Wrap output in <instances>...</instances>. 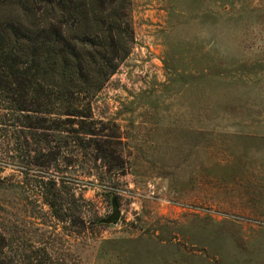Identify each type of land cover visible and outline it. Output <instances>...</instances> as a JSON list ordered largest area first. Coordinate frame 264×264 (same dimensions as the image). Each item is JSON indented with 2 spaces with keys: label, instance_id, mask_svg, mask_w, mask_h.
<instances>
[{
  "label": "rangeland",
  "instance_id": "obj_1",
  "mask_svg": "<svg viewBox=\"0 0 264 264\" xmlns=\"http://www.w3.org/2000/svg\"><path fill=\"white\" fill-rule=\"evenodd\" d=\"M24 14L0 5V19ZM132 22L130 55L92 100L113 137L29 131L0 91L12 264H264V0H132Z\"/></svg>",
  "mask_w": 264,
  "mask_h": 264
},
{
  "label": "trees",
  "instance_id": "obj_2",
  "mask_svg": "<svg viewBox=\"0 0 264 264\" xmlns=\"http://www.w3.org/2000/svg\"><path fill=\"white\" fill-rule=\"evenodd\" d=\"M0 5L19 6L25 13L0 19V91L11 102L8 110L23 114V128L62 132L65 125L76 124L78 139L113 137L99 128L92 100L133 49L132 0H0ZM53 116L60 119L46 118ZM91 147L95 159L111 166L110 141L95 140ZM43 183L45 188L57 185ZM54 189L47 191L46 203L64 219V199ZM80 200L73 194L67 202L78 208ZM13 241L0 221V264L14 262L8 253ZM34 258L39 262L40 254Z\"/></svg>",
  "mask_w": 264,
  "mask_h": 264
},
{
  "label": "water",
  "instance_id": "obj_3",
  "mask_svg": "<svg viewBox=\"0 0 264 264\" xmlns=\"http://www.w3.org/2000/svg\"><path fill=\"white\" fill-rule=\"evenodd\" d=\"M119 218H120V214L118 212V209L115 207L114 212L108 221L109 222H116L119 220Z\"/></svg>",
  "mask_w": 264,
  "mask_h": 264
}]
</instances>
